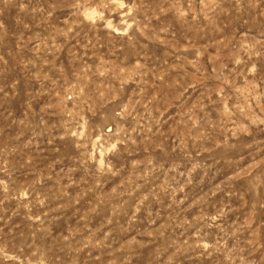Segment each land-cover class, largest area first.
I'll return each instance as SVG.
<instances>
[{"label": "rangeland", "instance_id": "obj_1", "mask_svg": "<svg viewBox=\"0 0 264 264\" xmlns=\"http://www.w3.org/2000/svg\"><path fill=\"white\" fill-rule=\"evenodd\" d=\"M0 264H264V0H0Z\"/></svg>", "mask_w": 264, "mask_h": 264}]
</instances>
